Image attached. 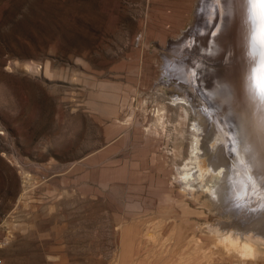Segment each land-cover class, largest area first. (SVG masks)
Returning <instances> with one entry per match:
<instances>
[{"label":"rangeland","instance_id":"1","mask_svg":"<svg viewBox=\"0 0 264 264\" xmlns=\"http://www.w3.org/2000/svg\"><path fill=\"white\" fill-rule=\"evenodd\" d=\"M253 27L242 0H0L1 264H243L219 239L264 237V181L251 199L184 194L173 163L189 143L171 104L221 117L231 92L236 125L238 104L264 122ZM177 58L191 84L165 73ZM161 104L168 128L152 135ZM224 135L202 133L209 162L238 161V135Z\"/></svg>","mask_w":264,"mask_h":264},{"label":"bare ground","instance_id":"2","mask_svg":"<svg viewBox=\"0 0 264 264\" xmlns=\"http://www.w3.org/2000/svg\"><path fill=\"white\" fill-rule=\"evenodd\" d=\"M237 11H239V9H235L234 14L230 17L231 23L228 25V34L226 35V40L228 41H226V46L223 47L224 49H222L224 51L230 49L229 45L231 39H234V37L231 35L233 34L232 31L234 28V16ZM244 14L245 10L243 9L242 4L240 12L241 21L245 17ZM258 24H264V21L258 19V17L255 15V27H253L251 30H256ZM244 25V21L243 23H239V28H241L240 34H244ZM247 33H250V31H246V34ZM250 41L248 43H250ZM249 50L251 53L256 52L258 59L260 58L259 55H261L262 51L259 47V44L254 43L253 50L252 48L248 49V52ZM205 60L206 59H204V61ZM182 61L183 60L179 58L174 61L168 60L165 66V73L167 75L173 74L181 83L188 82L191 84L195 81L196 75L193 69L187 67V62L185 60L184 62ZM250 65L252 66L253 64ZM26 67L27 69L31 70L33 66L32 64H26ZM250 93L252 95V99L256 101L259 109L263 110L264 112V99L259 96L260 92L258 91L259 97H256V94L252 90H250ZM176 98V101L173 100L175 103L171 104L173 105L172 109H174L173 115H175V118L177 119L176 130L174 128L173 130L176 131L180 142L186 140L189 143L186 156L184 157L183 155L182 157V149L180 147L178 151L174 153L175 160L173 163L175 176L178 179L180 185L183 187L184 194L195 196L198 200L202 197L222 200L225 195L234 196L239 200L241 198H253L252 192L255 189V186H259L262 181H264V122H259L255 117L252 116L247 117L244 110L238 104L237 111L239 124L236 125V114H234L233 111L234 101L238 100L236 103H239L240 98L238 95H235L231 92L227 93L226 96H224V94L221 96L220 100L226 104L225 107L217 102L218 107L220 106V108H222L225 112L220 113L221 117L218 115L219 112L214 110V108H211L213 106H206L203 104L201 108H196L192 104L191 99L187 96H177ZM157 111L158 113H156V119H154L152 122H149L151 124L148 123L149 125L147 124L148 126L144 128L152 135L157 132L156 130L158 128L163 127L165 123L166 126L168 125V115H171L168 114L169 109L164 104L157 106ZM228 111H230L232 114L228 115ZM214 115H216V117ZM189 120L191 121L190 123ZM214 120L216 123H214ZM224 123L227 125L226 128H224ZM188 124L191 126L190 128H188ZM212 125H216L217 128L218 126H221V130L225 134L223 136L225 142L230 140L233 135H238L240 139V150L236 157V159L238 158V161H232L228 164H216L209 162L208 159L205 158V154L203 152L204 150H201L202 133ZM256 125L257 127H255ZM179 160L180 162H178ZM181 162L182 164L180 165ZM258 194H260V192ZM219 202L222 203L223 201ZM219 241L227 244V246L233 247L240 256L243 264H264V237L259 235L257 232H250L246 235L238 234L224 236L221 237ZM229 249L231 250V248Z\"/></svg>","mask_w":264,"mask_h":264},{"label":"snow or ice","instance_id":"3","mask_svg":"<svg viewBox=\"0 0 264 264\" xmlns=\"http://www.w3.org/2000/svg\"><path fill=\"white\" fill-rule=\"evenodd\" d=\"M243 3L249 5L258 19L264 21V0H242ZM252 37L261 47L264 48V24H258L256 30L253 31ZM253 79H257V89L261 98L264 99V53L261 54L259 67L254 69Z\"/></svg>","mask_w":264,"mask_h":264},{"label":"built area","instance_id":"4","mask_svg":"<svg viewBox=\"0 0 264 264\" xmlns=\"http://www.w3.org/2000/svg\"><path fill=\"white\" fill-rule=\"evenodd\" d=\"M0 264H1V258H0Z\"/></svg>","mask_w":264,"mask_h":264}]
</instances>
